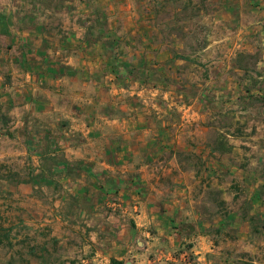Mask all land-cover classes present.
<instances>
[{
	"label": "rangeland",
	"instance_id": "374dc122",
	"mask_svg": "<svg viewBox=\"0 0 264 264\" xmlns=\"http://www.w3.org/2000/svg\"><path fill=\"white\" fill-rule=\"evenodd\" d=\"M198 93L205 107L190 113L218 130L190 129L241 149L206 158L219 173L191 196L203 221L174 190L167 154L149 161L154 172L125 170L145 137L96 140L76 119L79 105L85 121L135 116L149 129L153 118L155 147L181 149L169 106ZM262 133L264 0H0V264H264V217L213 215L249 206L252 192L253 212L263 206L264 140L246 138ZM247 166L255 174L238 172Z\"/></svg>",
	"mask_w": 264,
	"mask_h": 264
},
{
	"label": "crops",
	"instance_id": "0c3cea01",
	"mask_svg": "<svg viewBox=\"0 0 264 264\" xmlns=\"http://www.w3.org/2000/svg\"><path fill=\"white\" fill-rule=\"evenodd\" d=\"M77 41H79V39ZM78 94L80 95V93ZM180 95L183 96L182 93ZM189 95L190 94H188V97L192 98V103H187L186 101L178 103V104H175L174 102L170 103L171 105L169 106V108L176 109V112L180 111V115H179L180 119L177 118L176 120L166 122L163 119L164 115L157 116V118L161 119L162 123H165V122L167 123L165 124L167 125V127L171 126L175 130L174 136L172 137L173 139L172 142L173 141L179 142L180 140H182L184 147L181 149L179 148V146L177 147L175 145H173L171 150L170 148L168 150H159L155 147L154 144L156 143V140H157V137H155L157 128L155 127L160 122H158V120H155L153 118H151L150 121L153 122L152 127L154 128H149V129H144V126L146 125L145 120H141V118L139 117L135 118V116H132V117L125 116L122 118H115L113 116L105 115L99 119L95 117H91V118L89 117L87 119L88 121L87 120L85 121L86 117L79 118L80 116V113H79L80 105H79V107L77 108L78 113L76 114V116L78 117H76V119L80 121L84 119V122L87 123L89 126L88 132H89L90 138H95L96 140L99 139V137H101L102 135H104L107 138V140L109 139V143L110 142L112 143L113 140L117 138V136L123 137L124 139L132 136V134H134L133 136L137 137L138 139H141V138L144 139L145 137L144 139L145 141L144 140H141V141H144V147L147 143V145L149 146L148 148L138 149L136 153L132 155H130L129 152L126 153L128 157L135 156V157L141 158V162H137L139 164H136L134 161L126 160L125 162L126 164L122 165V166H125V170L136 167L141 172H144L143 175H145L148 172H154L155 171L154 164L153 163L150 164L149 161L153 162L155 157L163 155V154H167L168 155L167 157L169 158L168 163H171L169 166V169H170V173H172L171 183H172V186H174L175 188L174 190H176V192H179V190H183V189L185 190V193L188 196H190V198L188 197L187 200L185 201L187 208L189 207L191 208V211L189 209L188 213H192L195 217L200 215L199 220L203 221L206 219L205 215L207 214V212L205 209L201 208L198 202H196L197 200L192 199L191 196H194L193 192L196 194V191L198 189H195V188L204 189L206 187L205 183H203L202 185L199 184L202 182V177L206 178L208 176H212L214 174L219 173V171L217 170H214L211 168L207 169V167H209L210 165L208 164L206 158L210 157V158H214V160H222L224 158V160H226L225 157L228 158L229 156H232V154L236 153L234 152L235 150L238 152V151H241V149L239 147H235L232 145L230 146L228 150H220L219 148H217L215 145L212 144L213 137L210 138L206 136H201L200 133L195 132L194 130L190 129V127L192 126H194L195 128L197 126H201L202 128H204L205 131L213 132L214 129L218 130L215 123L212 122L214 117H210L206 119L202 114L201 116L199 115L195 116L194 111L192 114L190 113L193 110L194 104L197 105L198 107L197 110L199 111L201 110L202 107H205V105L203 104L204 99L202 98L203 94L198 93V94L191 95V96ZM186 98L187 96L184 97V99ZM206 108L209 110L207 111L208 114L212 115L213 111L210 110L208 106H206ZM158 109L161 110L162 108L159 107ZM141 111L142 110H140V112ZM152 112L154 113V111ZM127 114H130V112H128ZM113 125H119L120 132L113 133L109 129L107 130L106 133L102 134L101 129L106 130L107 126H111L113 128ZM102 126L104 127L102 128ZM130 127H133V129L130 130L129 129ZM225 135L230 138V139L228 138V141H229L228 143L236 144V142H232L233 138L239 139V137H235L232 134H225ZM261 135L263 137L260 135L259 136L252 135V136H247L246 138L254 139V140H264V133H262ZM157 150L158 152H156ZM181 150H183L184 152H182ZM182 154H185L187 156L189 155L192 157L198 156L202 158V162L205 159L206 163L200 165V163L196 164L192 161L185 162L180 158ZM106 165L112 168L111 163L107 162ZM228 165H230L229 162H228ZM230 167L232 168V165ZM231 168L229 171H233ZM229 171L225 170L224 172H229ZM255 171H257V167L247 166V167L238 169L239 173H248V172L254 173ZM241 176L242 175H240L239 177L240 179L243 178V176L242 177ZM143 179H145L146 181L144 186L149 187V184H151V182H149L145 176ZM152 183L158 184V180H155V182H152ZM261 185H264L263 181L258 186H261ZM151 188L152 189L155 188L154 185H151ZM151 193L152 192H150V194ZM147 198L149 199V195ZM257 199H258L257 193L252 192L251 198L249 197V206H242L241 204V206L238 207L237 210H218L217 211V208H216L215 211L213 212V215L216 216V220L220 224H224V222H226L227 219H236L238 223L241 222L242 224H246L250 226V223L252 222L253 219L255 218L261 219L264 217V197L260 199L261 205H263L261 206V209L257 211L254 210L255 212H253V207L256 204ZM175 201H178V202L181 201L180 203H183L182 200L175 199ZM181 207L182 206H180V208ZM175 211H177V207ZM181 212L184 213V217H185V213H187V211L185 212L184 210H181ZM141 215L142 213L137 214V216H141ZM153 216H155V214L152 215V217ZM125 264H128V262H126Z\"/></svg>",
	"mask_w": 264,
	"mask_h": 264
},
{
	"label": "trees",
	"instance_id": "16d2710c",
	"mask_svg": "<svg viewBox=\"0 0 264 264\" xmlns=\"http://www.w3.org/2000/svg\"><path fill=\"white\" fill-rule=\"evenodd\" d=\"M179 57L185 58L184 56H179ZM110 264H124V261L121 259L112 257L110 258Z\"/></svg>",
	"mask_w": 264,
	"mask_h": 264
}]
</instances>
